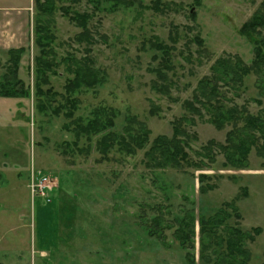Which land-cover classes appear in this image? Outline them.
<instances>
[{
    "label": "rangeland",
    "instance_id": "rangeland-1",
    "mask_svg": "<svg viewBox=\"0 0 264 264\" xmlns=\"http://www.w3.org/2000/svg\"><path fill=\"white\" fill-rule=\"evenodd\" d=\"M125 2L111 11L107 5L108 12H95L87 1L59 2V7L96 13L89 23L96 42H78L83 30L58 12L55 61L83 59L88 49L95 68L106 75L102 85L77 94L76 118L112 107L119 111L115 132L123 134L127 119L137 117L151 130V143L159 136L171 138L172 122L187 115L182 104L192 100L217 59L237 55L251 65L254 41L240 29L264 0ZM35 15V0H0V81L8 51L23 48L19 78L31 90L30 98L0 96V264H229L230 259L222 263L223 256L216 254L227 253L225 227L253 235L254 241L246 243L248 264H264V157L252 149L246 167L225 166L220 146L234 124L218 129L206 110L205 121L193 116L195 125L186 126L191 137L187 151L197 164L183 169L147 166L145 153L151 144L132 156L115 148L108 160L97 150L100 137L67 149L74 136L63 129L68 122L64 115L55 116L51 108L64 104L59 94L65 93L72 75L63 66L54 68L49 78L58 94L49 97V111L40 113L33 96ZM258 31L254 36L261 40L264 28ZM173 33L177 44L168 71L151 41L157 37L172 45ZM159 70L165 77L158 78ZM220 91L226 109L244 108L251 116L264 111V74L263 82L252 73L242 86L223 84ZM211 142L212 150H206ZM208 155H214L213 162ZM221 212L228 220L217 234L203 233L201 220ZM186 213L195 215L194 249L181 247L174 237ZM156 218L163 238L146 233Z\"/></svg>",
    "mask_w": 264,
    "mask_h": 264
},
{
    "label": "trees",
    "instance_id": "trees-1",
    "mask_svg": "<svg viewBox=\"0 0 264 264\" xmlns=\"http://www.w3.org/2000/svg\"><path fill=\"white\" fill-rule=\"evenodd\" d=\"M62 1L35 0L34 41L38 54L35 58L33 96L36 101V109L40 113H47L50 109L47 106V102L51 100L49 97L58 94L51 86L49 74H54L55 67L63 66L65 71L72 75V78H68L64 87L65 93L59 94L64 100V104L61 105L60 109L51 108L55 116L64 115L68 122L63 125V129L74 136L73 143L66 145L67 149L72 148V146L79 149L78 145L81 140L85 139L91 142L94 137H100L96 143L97 150L100 152L102 160H108V154L115 148H118L119 152L132 156L137 151L144 150L151 144L149 150L145 153V158L148 160L147 166L155 165L161 169H183L185 166L196 167L197 163L192 161L187 151L190 149L191 137L186 131V126L188 124L195 125L193 116H198L199 120L205 121L202 111L206 110L209 114L208 121L218 129H223L227 123L234 124V128L227 134L226 144L220 146L225 157V166L231 165L234 168L246 167L247 158L252 149H255L260 157H264V111L258 116H251L249 114L246 115V112L243 111L244 108L242 110H239L241 108L236 110L226 109L223 94L220 91V86L223 84L226 86L232 85L233 87L235 85L242 86L244 79L252 73L258 75L261 82H263L264 38H262L263 40H258L254 35H260L258 29L262 30L264 28V2L252 19L240 29L242 35L254 41V60L251 65H246L237 55H228L217 59L210 69L211 75L199 81L192 100L185 101L182 104L187 115L172 122V137L159 136L151 143V130L145 122L139 121L137 117L127 119L126 125L123 127V134L115 132L119 111L112 107H98L90 112L88 118H76V113L80 108L77 94L82 91L93 90L102 85L106 75L102 70L95 68V61L89 56L91 52L88 49H86L88 55L83 59L76 60L74 57L69 56L60 62L55 61L53 44L56 42L55 16L58 12H62L64 17L83 30L78 37V42L85 43L86 46H92L96 42L89 29V23L96 13H80L72 7H59L58 3ZM68 1L73 5H79L82 1H87L93 6L95 12H108L107 5L110 6V11L111 8L126 5L125 0H110L111 2L109 0ZM159 4L160 1L155 2L157 7ZM158 11L163 12V10ZM170 39L172 45L163 43L157 37L155 41H151V47L162 54L163 69L168 71L172 70L171 55L175 51V44H177V38L174 33L171 34ZM197 41L199 40L197 39ZM24 53L25 50L23 48L10 49L8 51V65L0 81L1 97L15 99L31 97L30 86H26L24 81L19 78L21 60ZM157 74L158 78L165 77L164 71L159 70ZM155 87L158 88L159 85L155 83ZM239 112L244 115H240ZM239 123H242L243 126H240ZM213 145L214 143L211 142L204 148L212 150ZM80 152L83 153L84 148ZM207 159L213 162L214 155H208ZM203 179H205L204 176L201 180ZM227 220L228 216L222 212L209 220L202 219L203 233L208 232L209 236L210 234L215 236L219 227L222 224L224 225ZM159 223L160 220L156 218L154 227H149L146 233L153 238H163V235L158 234L157 231ZM195 223L194 214L189 215L186 213L180 219L174 237L181 247L194 249ZM206 226H208L207 231L205 230ZM224 231L222 242L226 245L227 253H216L223 256L221 262H226L225 258H227L230 259L229 264L236 262L237 264H248L250 257L246 249V243L247 241H254L255 237L239 228L231 227L227 229L225 227ZM254 232L259 234L260 230L254 229ZM222 242H220V245L223 244ZM187 257L190 260L193 259L192 262H194V256L187 255Z\"/></svg>",
    "mask_w": 264,
    "mask_h": 264
}]
</instances>
